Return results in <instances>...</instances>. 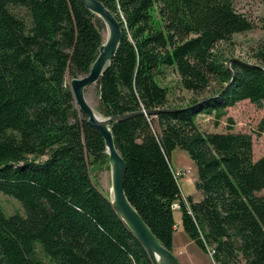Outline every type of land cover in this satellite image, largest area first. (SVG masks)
<instances>
[{"label":"trees","instance_id":"16d2710c","mask_svg":"<svg viewBox=\"0 0 264 264\" xmlns=\"http://www.w3.org/2000/svg\"><path fill=\"white\" fill-rule=\"evenodd\" d=\"M102 1L123 38L96 83L99 111L135 113L113 122L128 198L171 250L178 204L184 230L217 264H264V155L254 158L251 133L198 122L204 112L218 126L241 100L264 105V69L229 67L218 47L253 20L235 0ZM105 29L81 0H0V193L25 209L8 214L0 201V264H153L92 176L109 154L70 86L89 73ZM255 56L264 66V41ZM166 66L191 91L186 103L159 80ZM156 108L173 110L142 112ZM177 147L196 165L201 199L183 195Z\"/></svg>","mask_w":264,"mask_h":264},{"label":"rangeland","instance_id":"374dc122","mask_svg":"<svg viewBox=\"0 0 264 264\" xmlns=\"http://www.w3.org/2000/svg\"><path fill=\"white\" fill-rule=\"evenodd\" d=\"M235 6L238 11L245 13L253 20L254 27L246 31L236 32L232 39L220 42L218 47L227 58L236 57L247 62L258 64L260 61L255 56V52L264 41V0H235ZM158 78L163 84L169 86L170 98L172 100L186 103L192 97L191 91L182 86L180 75L174 66H166L164 73ZM86 96H88L95 108L99 110L100 96L96 84L86 89ZM229 116L233 118V121L229 120ZM263 117L264 105L258 106L249 99H245L230 106L228 113L222 117L218 126L214 124V115L204 112L199 114L198 122L204 131L222 132L232 130L251 133L254 144V158L257 159L264 155V131L258 133L259 125ZM229 126L232 128L230 129ZM171 159L175 170L190 169L187 174L179 176V184L183 195H192L195 199H201L203 193L196 185L198 178L197 168L187 151L177 147L173 151ZM92 176L101 190L110 196L112 189V169L110 163L106 161L98 164L92 171ZM0 201L8 214L15 212L25 213L22 203L10 194L0 193ZM181 215V209L177 208L175 217L178 219ZM177 244L183 245V240L180 236H177ZM190 249L195 255H197V252H200V264L215 263L210 253L203 251L196 243Z\"/></svg>","mask_w":264,"mask_h":264},{"label":"water","instance_id":"95a60500","mask_svg":"<svg viewBox=\"0 0 264 264\" xmlns=\"http://www.w3.org/2000/svg\"><path fill=\"white\" fill-rule=\"evenodd\" d=\"M81 1L104 20L106 29L104 33V41L99 48V53L93 62L89 73L72 78L70 80V86L74 94L75 102L80 111L86 115L87 122L97 127L104 136L107 152L109 154V163L112 169V189L110 201L119 216L124 220L135 236L142 242L153 264H181L173 250L167 248L152 231L141 213L132 204L125 191L127 162L115 144L113 122L128 118L135 113L119 116H106L99 110L97 113L95 108L86 98V89L99 81L104 71L116 55L123 38V31L121 23L115 13L108 8L102 0ZM233 61L257 65L264 69V66L247 62L236 57L230 58L228 61L229 67H231V63ZM170 110L173 109L156 108L142 112H145L146 114H158L160 112Z\"/></svg>","mask_w":264,"mask_h":264},{"label":"crops","instance_id":"0c3cea01","mask_svg":"<svg viewBox=\"0 0 264 264\" xmlns=\"http://www.w3.org/2000/svg\"><path fill=\"white\" fill-rule=\"evenodd\" d=\"M179 208V205H175V211ZM176 230L174 235V248L173 252L176 254L181 264H200L199 258L201 257L200 252H197L195 255L191 252V247L195 245V242L189 237L182 225V215L180 218H176ZM177 236L181 237L183 240V245L177 244ZM200 251H202L200 249Z\"/></svg>","mask_w":264,"mask_h":264},{"label":"built area","instance_id":"2783aa9c","mask_svg":"<svg viewBox=\"0 0 264 264\" xmlns=\"http://www.w3.org/2000/svg\"><path fill=\"white\" fill-rule=\"evenodd\" d=\"M189 171H190V169H186V170L179 169V170H176L175 173H176V176L179 177V176L187 174ZM209 253L212 256V253L211 252H209ZM214 264H217V263L215 262Z\"/></svg>","mask_w":264,"mask_h":264},{"label":"bare ground","instance_id":"6f19581e","mask_svg":"<svg viewBox=\"0 0 264 264\" xmlns=\"http://www.w3.org/2000/svg\"><path fill=\"white\" fill-rule=\"evenodd\" d=\"M86 98H87V100H88V102L95 108V106L92 104V102L90 101V99L88 98V96H86ZM95 110L97 111V113H98V110L95 108Z\"/></svg>","mask_w":264,"mask_h":264}]
</instances>
